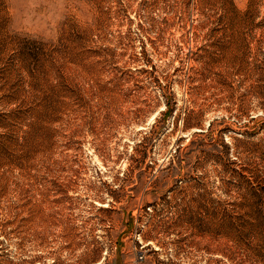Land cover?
Instances as JSON below:
<instances>
[{
	"label": "rangeland",
	"instance_id": "374dc122",
	"mask_svg": "<svg viewBox=\"0 0 264 264\" xmlns=\"http://www.w3.org/2000/svg\"><path fill=\"white\" fill-rule=\"evenodd\" d=\"M0 264H264V0H0Z\"/></svg>",
	"mask_w": 264,
	"mask_h": 264
}]
</instances>
